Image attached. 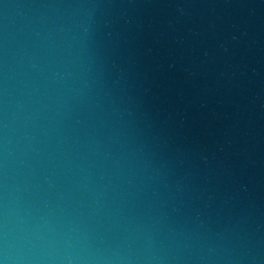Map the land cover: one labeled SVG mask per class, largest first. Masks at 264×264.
<instances>
[{
	"label": "water",
	"instance_id": "obj_1",
	"mask_svg": "<svg viewBox=\"0 0 264 264\" xmlns=\"http://www.w3.org/2000/svg\"><path fill=\"white\" fill-rule=\"evenodd\" d=\"M0 264H264V0H0Z\"/></svg>",
	"mask_w": 264,
	"mask_h": 264
}]
</instances>
